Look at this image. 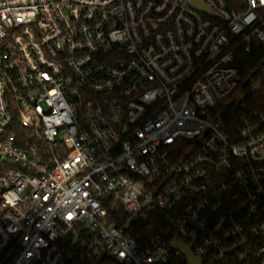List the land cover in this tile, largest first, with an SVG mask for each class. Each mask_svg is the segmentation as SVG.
Listing matches in <instances>:
<instances>
[{
    "label": "built area",
    "instance_id": "2783aa9c",
    "mask_svg": "<svg viewBox=\"0 0 264 264\" xmlns=\"http://www.w3.org/2000/svg\"><path fill=\"white\" fill-rule=\"evenodd\" d=\"M191 1L0 0V264H264V0Z\"/></svg>",
    "mask_w": 264,
    "mask_h": 264
},
{
    "label": "trees",
    "instance_id": "16d2710c",
    "mask_svg": "<svg viewBox=\"0 0 264 264\" xmlns=\"http://www.w3.org/2000/svg\"><path fill=\"white\" fill-rule=\"evenodd\" d=\"M231 117L234 118L233 115ZM229 121H230V123H232V121H235V119L229 120ZM106 205H107L106 207L109 211L110 217H111V222H113L115 225H117L119 227L125 225L127 222V219L129 217H128V214L126 213L124 207H122V205L120 203H117L114 200H111L109 198H107ZM159 223L161 225L164 224V227L167 226V222H165V220L161 219V217L159 219ZM147 225H148V221H146V220L142 219L140 221H135V222H133L131 227L129 229H127V231L129 234H131L133 237H135L140 243H145L143 238L146 237V235L147 236L148 235L149 236H155L157 234V232L155 230L154 231L142 230L143 227H146Z\"/></svg>",
    "mask_w": 264,
    "mask_h": 264
},
{
    "label": "water",
    "instance_id": "95a60500",
    "mask_svg": "<svg viewBox=\"0 0 264 264\" xmlns=\"http://www.w3.org/2000/svg\"><path fill=\"white\" fill-rule=\"evenodd\" d=\"M191 5H192V7L196 8L197 10H200L201 12L204 11L210 15H214L213 12L204 3H201L197 0H192ZM172 247L174 249L175 248L181 249L186 254L189 264H201V261H198L195 259L190 245H186L183 242H181L180 240H175L172 243Z\"/></svg>",
    "mask_w": 264,
    "mask_h": 264
}]
</instances>
